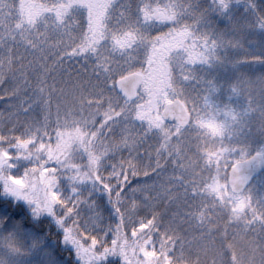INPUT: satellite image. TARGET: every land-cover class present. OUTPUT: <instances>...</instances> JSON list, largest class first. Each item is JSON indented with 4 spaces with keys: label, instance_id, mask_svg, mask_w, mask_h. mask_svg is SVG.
<instances>
[{
    "label": "snow or ice",
    "instance_id": "6c2138e0",
    "mask_svg": "<svg viewBox=\"0 0 264 264\" xmlns=\"http://www.w3.org/2000/svg\"><path fill=\"white\" fill-rule=\"evenodd\" d=\"M254 46L255 0H0V264H264Z\"/></svg>",
    "mask_w": 264,
    "mask_h": 264
},
{
    "label": "trees",
    "instance_id": "16d2710c",
    "mask_svg": "<svg viewBox=\"0 0 264 264\" xmlns=\"http://www.w3.org/2000/svg\"><path fill=\"white\" fill-rule=\"evenodd\" d=\"M202 5L206 6L208 3H210V0H201ZM256 4V3H255ZM257 10L264 12V0H258L257 4H256ZM234 11L237 13H243L245 11V8L243 7V5L241 4L238 8H234ZM221 27H223V24H220ZM254 49H256V47H253V50L250 54H255ZM235 55H243V53H236ZM241 67H250V66H241ZM211 71V73L220 81H222L225 85H227V83L232 79L234 73L232 72L231 69H228L227 71H225L223 68H215V69H211L209 70ZM257 72H264V70L260 69ZM216 101L217 103H228V96L227 93L222 90L220 95H218L216 97ZM4 108V101H0V110H2ZM53 232H55V227L53 226ZM53 239V243H55V237L52 238ZM61 248H63L64 250L60 253V259H61V264H80V261L78 260L75 251L71 248H64L63 245H61ZM112 261H119V264H123V262L119 259V257H113L110 256L108 258V261H106V264H111Z\"/></svg>",
    "mask_w": 264,
    "mask_h": 264
},
{
    "label": "rangeland",
    "instance_id": "374dc122",
    "mask_svg": "<svg viewBox=\"0 0 264 264\" xmlns=\"http://www.w3.org/2000/svg\"><path fill=\"white\" fill-rule=\"evenodd\" d=\"M257 2H258V0H255L256 4H257ZM254 51H255V54H253V55H264V47L260 48L259 50H257V48H256V49H254ZM254 67H255L256 71H259L260 69L264 70V64H258V65H255ZM113 257H117V256H113Z\"/></svg>",
    "mask_w": 264,
    "mask_h": 264
}]
</instances>
